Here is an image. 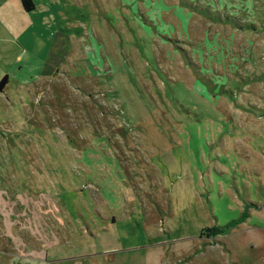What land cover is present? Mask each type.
<instances>
[{
    "label": "rangeland",
    "instance_id": "rangeland-1",
    "mask_svg": "<svg viewBox=\"0 0 264 264\" xmlns=\"http://www.w3.org/2000/svg\"><path fill=\"white\" fill-rule=\"evenodd\" d=\"M59 27L51 78L0 93V264H264V0H72Z\"/></svg>",
    "mask_w": 264,
    "mask_h": 264
},
{
    "label": "crops",
    "instance_id": "crops-1",
    "mask_svg": "<svg viewBox=\"0 0 264 264\" xmlns=\"http://www.w3.org/2000/svg\"><path fill=\"white\" fill-rule=\"evenodd\" d=\"M32 1L35 10L27 12L22 0H0V82L8 76L4 90L10 81L23 88L26 81L36 84L51 78L48 63L61 32L60 20L72 0ZM24 70L32 73L30 80L20 76Z\"/></svg>",
    "mask_w": 264,
    "mask_h": 264
},
{
    "label": "trees",
    "instance_id": "trees-1",
    "mask_svg": "<svg viewBox=\"0 0 264 264\" xmlns=\"http://www.w3.org/2000/svg\"><path fill=\"white\" fill-rule=\"evenodd\" d=\"M22 6L27 12H33L35 10V5L32 0H22ZM248 219L247 211L244 212L242 217L238 220H234L225 227H212L206 228L202 231L201 236H208L209 238L216 237L218 235L224 234L226 229H231L236 227L242 223H244Z\"/></svg>",
    "mask_w": 264,
    "mask_h": 264
},
{
    "label": "water",
    "instance_id": "water-1",
    "mask_svg": "<svg viewBox=\"0 0 264 264\" xmlns=\"http://www.w3.org/2000/svg\"><path fill=\"white\" fill-rule=\"evenodd\" d=\"M7 82H8V76L4 77L3 80L0 82V93L3 92Z\"/></svg>",
    "mask_w": 264,
    "mask_h": 264
}]
</instances>
